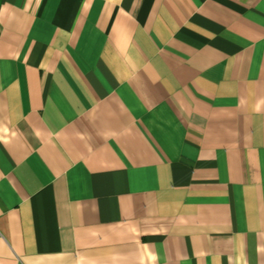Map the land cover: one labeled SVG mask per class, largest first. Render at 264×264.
I'll return each instance as SVG.
<instances>
[{"label":"crops","instance_id":"1","mask_svg":"<svg viewBox=\"0 0 264 264\" xmlns=\"http://www.w3.org/2000/svg\"><path fill=\"white\" fill-rule=\"evenodd\" d=\"M0 264H264V0H0Z\"/></svg>","mask_w":264,"mask_h":264}]
</instances>
